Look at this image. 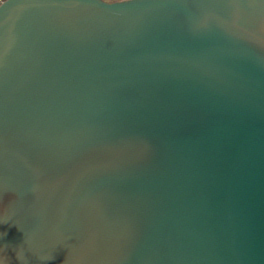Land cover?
<instances>
[{"label":"water","instance_id":"obj_1","mask_svg":"<svg viewBox=\"0 0 264 264\" xmlns=\"http://www.w3.org/2000/svg\"><path fill=\"white\" fill-rule=\"evenodd\" d=\"M1 262L264 264V0H6Z\"/></svg>","mask_w":264,"mask_h":264},{"label":"clouds","instance_id":"obj_2","mask_svg":"<svg viewBox=\"0 0 264 264\" xmlns=\"http://www.w3.org/2000/svg\"><path fill=\"white\" fill-rule=\"evenodd\" d=\"M4 3V0H0V4H3Z\"/></svg>","mask_w":264,"mask_h":264}]
</instances>
